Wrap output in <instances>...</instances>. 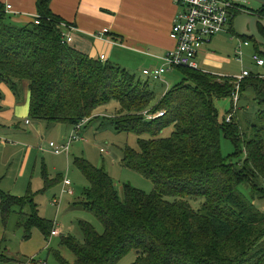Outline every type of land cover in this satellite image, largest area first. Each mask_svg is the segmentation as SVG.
<instances>
[{"label": "trees", "instance_id": "trees-1", "mask_svg": "<svg viewBox=\"0 0 264 264\" xmlns=\"http://www.w3.org/2000/svg\"><path fill=\"white\" fill-rule=\"evenodd\" d=\"M51 2L36 0L39 24L34 19L21 24L0 1V110L1 85L20 99L29 81L32 120L75 126L88 118L86 126L108 119L117 132L137 135L139 148L123 150L124 165L155 184L151 194L131 184L121 193L104 168L75 157L89 182L80 204L105 229L100 233L82 221L83 241L73 236L61 240L74 261L55 250L58 262L119 264L135 253L131 264H264V209L258 204L264 200V75L252 73L240 84L239 102L250 87L262 95L256 98L258 116L246 117L247 127L234 116L220 121L213 99L233 97V77L179 66L173 71L181 81L158 94L165 84H157L160 80H143L64 41L61 23L69 22L52 11ZM260 30L264 35L263 25ZM249 40L264 56L258 43ZM113 101L118 103L113 116L99 114ZM145 111L165 114L149 119ZM171 126L174 130L165 136ZM223 137L234 146L229 156L222 151ZM190 200H201V208L194 209ZM16 208L26 238L34 228L52 236L55 223L39 215L30 195L0 188L4 222ZM5 259L0 254V262Z\"/></svg>", "mask_w": 264, "mask_h": 264}, {"label": "rangeland", "instance_id": "rangeland-1", "mask_svg": "<svg viewBox=\"0 0 264 264\" xmlns=\"http://www.w3.org/2000/svg\"><path fill=\"white\" fill-rule=\"evenodd\" d=\"M239 2L248 10H256L261 6L254 0H239ZM216 38L214 37L215 40ZM220 39L222 42H213L210 48L214 54L225 56L226 52H230V49L232 50L235 46L233 53H229L231 63L228 57H225L229 64L225 66V71L228 74H224L234 78L243 71V64L241 65L236 59L239 37L222 33ZM243 50L245 54L244 67L254 74H264V66H258L252 60V55L256 52L253 42L250 46L245 45ZM199 65L202 69L209 70L202 62ZM129 70L143 80L148 78L136 68ZM177 73V71L173 72L176 78L171 79V87L182 79ZM170 85L163 84L161 90H158V94L168 92L167 89L170 88ZM261 96L257 94L254 87H250L244 91L238 105L231 96L214 97L213 102L219 112L220 121L228 117L232 111L233 118L240 119V124L247 127V123L244 125V119L248 116L251 119L258 116L261 106L256 98ZM116 107H118V103L113 101L108 106L100 108L99 114L113 116ZM33 129V127L22 124L18 128L19 135L14 136L10 134L9 129L0 128V143H2L0 144V188L15 196L30 195L37 206L39 215L54 222L55 229L59 231V234L47 238L40 229L34 228L31 237L26 238L24 228L19 225V208L14 209L6 222L3 221L0 211V254L6 257L0 264H17L18 258H23L20 261L23 264H60L54 255L55 250H61L62 256L73 262L75 255L70 249L61 247L62 238L73 236L77 240L83 241L82 221L93 224L100 233L104 231V225L97 216L84 209L80 204L83 199V191L89 186V182L75 165V157H84L93 165L104 168L109 172L121 193L125 184H131L148 194L153 193L155 189V184L151 179L124 165L123 150L127 146L139 148L137 135L117 132L108 119L97 118L86 125L79 132L83 139L73 142L69 156L67 153H52L49 143L51 141L62 142L63 136L70 131V127L66 124H55L52 128H46L43 134H39ZM173 130V126L167 128L164 135L171 134ZM222 151L226 156L234 151L232 142L224 137L222 138ZM65 178L71 181V187L68 188L72 189L73 194H62ZM55 198L61 200L59 207L53 203ZM191 202L194 209H199L202 206L201 200H192ZM258 204L264 209V200ZM27 212L29 211L27 210ZM135 255V253L128 255L119 264H131L136 258Z\"/></svg>", "mask_w": 264, "mask_h": 264}, {"label": "crops", "instance_id": "crops-1", "mask_svg": "<svg viewBox=\"0 0 264 264\" xmlns=\"http://www.w3.org/2000/svg\"><path fill=\"white\" fill-rule=\"evenodd\" d=\"M0 1L5 5H12L10 13L13 15V21L17 23H30L37 16L36 0ZM51 9L56 15L76 27V30L72 32L73 40L69 43L70 45L93 58L106 55L105 61L116 63L127 70L136 68L144 74L146 69L158 68L162 65V59L166 53L176 46L175 40L171 37L174 20L179 12L174 0H52ZM105 28L109 29L107 34H97ZM222 33L231 36L236 34L233 23L229 24L225 31L216 34L214 36L217 37L216 40L213 37L209 43L201 46L197 56L199 64L202 62L209 68L208 72L218 75L228 74L225 66L231 60L229 53H233L235 48L234 46L230 52H226L225 56L213 53L210 45L216 41L222 42L220 39ZM173 72L175 73L173 70L167 72L163 81L160 80L159 83L170 85L171 79L176 78ZM1 88L5 97L1 103L0 128L9 129L10 134L18 136V128L22 124L33 127V130L39 134H43L46 128L59 124H48L45 121H34L30 118L29 81L23 83L20 99H17L6 84H2ZM27 120L30 123H27ZM68 127L70 131L63 136L64 140L57 144L63 143L73 132L74 126ZM50 151L54 153L51 148ZM69 154L67 153V156ZM22 259L18 258L17 262Z\"/></svg>", "mask_w": 264, "mask_h": 264}, {"label": "built area", "instance_id": "built-area-1", "mask_svg": "<svg viewBox=\"0 0 264 264\" xmlns=\"http://www.w3.org/2000/svg\"><path fill=\"white\" fill-rule=\"evenodd\" d=\"M179 9L178 15L174 20V24L171 31V37L175 40L176 46L174 49L170 50L163 57L162 65L155 69H146L144 74L155 80H162L164 75L173 70L175 67H189L195 70L202 69L197 61L198 52L201 46L209 43L211 39L218 33L226 30L227 26L235 19V17L244 10L245 8L239 0H174ZM6 10L8 12L12 11V5L6 4ZM36 23H40L39 18L36 16L34 18ZM61 27L63 28V39L67 43L73 40L72 32L76 30V27L71 23L62 22ZM109 32V29L105 28L102 32L97 33L98 35H105ZM234 37H239V43L236 48V59L243 66V71L240 75L235 76V91L233 93V98L236 104L239 102L240 97V84L243 79L249 77L252 72L244 67V50L243 47L250 46L251 40L244 39L243 37L233 34ZM100 59L102 61L106 60V55H101ZM253 62L258 66H264V56L257 51L252 55ZM220 75V74H219ZM228 76V75H220ZM230 77V76H228ZM164 111H159L156 115L145 111V115L149 119H154L156 117L163 116ZM233 114H229L227 121L230 122ZM88 121L84 119L80 123L74 126V130L71 135L61 144H57L53 141L49 143L50 148L55 154L69 153L71 146L74 141L80 138L79 132L84 127L85 123ZM27 123H30L27 120ZM104 151V149H102ZM71 181L69 179H64V186L62 194L68 193L73 194L71 188ZM60 199L55 198L53 203L55 206L59 207ZM59 231L54 229L52 235H57ZM17 264H23L18 262ZM27 264V263H26Z\"/></svg>", "mask_w": 264, "mask_h": 264}, {"label": "water", "instance_id": "water-1", "mask_svg": "<svg viewBox=\"0 0 264 264\" xmlns=\"http://www.w3.org/2000/svg\"><path fill=\"white\" fill-rule=\"evenodd\" d=\"M262 7L255 11L243 12L238 14L233 20L235 33L240 37L254 39L260 51L264 54V35L261 33L260 25L264 26V18L262 12L264 11V0H254Z\"/></svg>", "mask_w": 264, "mask_h": 264}, {"label": "flooded vegetation", "instance_id": "flooded-vegetation-1", "mask_svg": "<svg viewBox=\"0 0 264 264\" xmlns=\"http://www.w3.org/2000/svg\"><path fill=\"white\" fill-rule=\"evenodd\" d=\"M262 6H260V8H261ZM260 8H258V9H260ZM258 9H256V10H258ZM256 10H253V9H249V10H244V11H242L241 13H243V12H249V11H255L256 12ZM250 13V12H249Z\"/></svg>", "mask_w": 264, "mask_h": 264}, {"label": "bare ground", "instance_id": "bare-ground-1", "mask_svg": "<svg viewBox=\"0 0 264 264\" xmlns=\"http://www.w3.org/2000/svg\"><path fill=\"white\" fill-rule=\"evenodd\" d=\"M59 234V233H58Z\"/></svg>", "mask_w": 264, "mask_h": 264}]
</instances>
